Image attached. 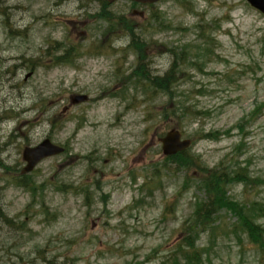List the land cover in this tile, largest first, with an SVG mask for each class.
Listing matches in <instances>:
<instances>
[{
    "label": "rangeland",
    "instance_id": "1",
    "mask_svg": "<svg viewBox=\"0 0 264 264\" xmlns=\"http://www.w3.org/2000/svg\"><path fill=\"white\" fill-rule=\"evenodd\" d=\"M137 39L151 75L207 48L172 91L199 115L163 120L167 95L133 76ZM171 129L205 166L246 169L229 193L264 207V15L245 0H0V264H189L176 243L201 190L162 154ZM45 138L66 152L22 176V150ZM234 218L198 233L200 264H264Z\"/></svg>",
    "mask_w": 264,
    "mask_h": 264
},
{
    "label": "trees",
    "instance_id": "2",
    "mask_svg": "<svg viewBox=\"0 0 264 264\" xmlns=\"http://www.w3.org/2000/svg\"><path fill=\"white\" fill-rule=\"evenodd\" d=\"M99 17L103 18L101 15ZM211 41V39L207 38L205 46ZM129 44L137 56V67L133 74L134 79L137 80L136 77H138L143 84H147L149 89L162 92L168 97V102L159 113L163 120L169 122L171 118H174L176 120L174 125H179L181 121L195 118L199 115V111L193 105L185 104L180 98L178 101H174L172 93L177 82V71L184 61L191 60L186 48L181 46L177 50L172 51L174 53L173 62L164 75H151L146 67L145 57L142 54L147 43L142 39H137L130 40ZM206 49L204 47V50H198L196 60L194 62L191 60L190 66L192 68L197 67L199 70L203 67L201 59L203 57L206 58L208 55ZM127 80L131 81L132 79L129 77ZM202 136L207 139L217 138V135L213 133H204ZM165 160L170 163L174 161L179 170L187 173L191 172V176L195 177L196 185L201 190V197L194 204L191 218L184 224L183 237L176 243V251L179 252L177 255L183 256L189 264H200L201 252L195 246L198 233L201 229L212 224L214 217L222 211L229 212L235 217L236 235L237 233L245 235L249 242L260 249H264V228L258 223L260 219L258 215L264 214V207L262 204L255 202L249 203L239 199L236 200V197H232L229 193V187L233 183L248 182L246 180L250 178L246 169H225L223 162L210 168L204 165L200 157L191 156L187 151L172 157H166Z\"/></svg>",
    "mask_w": 264,
    "mask_h": 264
},
{
    "label": "water",
    "instance_id": "3",
    "mask_svg": "<svg viewBox=\"0 0 264 264\" xmlns=\"http://www.w3.org/2000/svg\"><path fill=\"white\" fill-rule=\"evenodd\" d=\"M113 3L116 0H101ZM141 4H155L161 0H130ZM254 8L258 9L264 14V0H247ZM29 74L27 77H29ZM88 97L86 95H74L71 97L72 104H80L86 102ZM162 144L163 155L172 156L179 152L187 150L192 141L189 139H182V134L178 130H171L160 139ZM64 152V148L51 142L49 139L43 140L37 146L26 147L22 151V159L26 163L22 170V174H29L35 167L43 160L60 155Z\"/></svg>",
    "mask_w": 264,
    "mask_h": 264
},
{
    "label": "flooded vegetation",
    "instance_id": "4",
    "mask_svg": "<svg viewBox=\"0 0 264 264\" xmlns=\"http://www.w3.org/2000/svg\"><path fill=\"white\" fill-rule=\"evenodd\" d=\"M0 220H1V207H0Z\"/></svg>",
    "mask_w": 264,
    "mask_h": 264
}]
</instances>
